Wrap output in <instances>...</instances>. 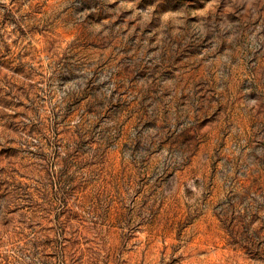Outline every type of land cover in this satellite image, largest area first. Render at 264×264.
Segmentation results:
<instances>
[{
	"label": "rangeland",
	"instance_id": "374dc122",
	"mask_svg": "<svg viewBox=\"0 0 264 264\" xmlns=\"http://www.w3.org/2000/svg\"><path fill=\"white\" fill-rule=\"evenodd\" d=\"M0 264H264V0H0Z\"/></svg>",
	"mask_w": 264,
	"mask_h": 264
}]
</instances>
